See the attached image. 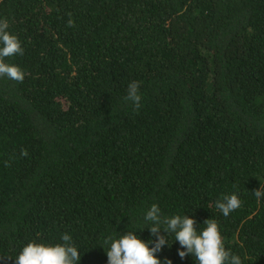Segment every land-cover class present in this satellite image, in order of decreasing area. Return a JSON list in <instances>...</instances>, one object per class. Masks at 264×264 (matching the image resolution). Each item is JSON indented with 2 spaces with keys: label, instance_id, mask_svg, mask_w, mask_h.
Wrapping results in <instances>:
<instances>
[{
  "label": "trees",
  "instance_id": "16d2710c",
  "mask_svg": "<svg viewBox=\"0 0 264 264\" xmlns=\"http://www.w3.org/2000/svg\"><path fill=\"white\" fill-rule=\"evenodd\" d=\"M0 19L25 73L0 77V264L65 233L78 264L128 231L152 247L153 204L264 264V0H0ZM163 228L161 264H197Z\"/></svg>",
  "mask_w": 264,
  "mask_h": 264
},
{
  "label": "clouds",
  "instance_id": "9594fccd",
  "mask_svg": "<svg viewBox=\"0 0 264 264\" xmlns=\"http://www.w3.org/2000/svg\"><path fill=\"white\" fill-rule=\"evenodd\" d=\"M69 27L74 26V21L70 18L67 21ZM9 23L6 19H0V77L22 83L25 73L16 65H11L5 61L16 55H23L24 49L18 37L8 31ZM139 81H132L128 85L125 100L131 101L135 110H139L141 105V95L139 94ZM22 155L27 152L22 150ZM257 199L264 197V191H253ZM241 200L236 194L225 195L223 200H218L215 207L227 217L229 214L241 207ZM146 222H151L148 227L150 234L155 236V241L148 243L138 238L134 232L128 231L120 235L119 238L111 236L105 238L104 244L110 245L106 252L108 264H161L155 255L161 248L169 244L164 235H160L161 225L163 231L175 234L176 241L184 251H178V255L183 259L186 255H194L197 264H243L241 258L226 250L218 224L215 220L208 219L204 222L206 227L198 231L195 227L196 221L187 215H175L165 217L161 214V209L156 204L144 215ZM62 244L45 245L29 242L22 248L15 259V264H78L81 259L79 250L72 243V238L65 233L61 236ZM171 264V262H168Z\"/></svg>",
  "mask_w": 264,
  "mask_h": 264
}]
</instances>
